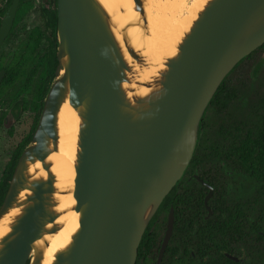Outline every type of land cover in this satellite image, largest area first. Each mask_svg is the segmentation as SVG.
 <instances>
[{"label": "water", "instance_id": "95a60500", "mask_svg": "<svg viewBox=\"0 0 264 264\" xmlns=\"http://www.w3.org/2000/svg\"><path fill=\"white\" fill-rule=\"evenodd\" d=\"M19 1L13 0L1 20L0 48ZM133 5L146 24L143 1L133 0ZM55 7L57 66L31 143L0 206V219L20 208L0 239V264H41L43 252L35 243L59 228L56 177L47 158L58 149L57 114L66 99L81 120L72 192L79 228L53 264H135L149 222L191 161L213 95L238 63L264 45V0H209L177 54L149 82L135 81L110 17L96 0H56ZM124 45L138 67H145L143 58ZM2 76L3 71L0 82ZM132 81L150 92L129 99L124 85ZM36 162L45 178L29 175ZM202 185L210 217L213 188ZM24 190L29 194L20 200ZM173 224L171 206L157 264Z\"/></svg>", "mask_w": 264, "mask_h": 264}, {"label": "trees", "instance_id": "16d2710c", "mask_svg": "<svg viewBox=\"0 0 264 264\" xmlns=\"http://www.w3.org/2000/svg\"><path fill=\"white\" fill-rule=\"evenodd\" d=\"M30 1H19L8 37L13 33L17 23L30 10ZM12 2L13 0H0V24ZM47 2L49 6L42 8L46 29L27 32L11 56L0 57V72L3 71L0 98L6 93L12 94L15 99L12 109H17L19 112L25 111L28 105L22 101L21 95L35 78L34 98L37 107L28 133L13 150L0 177V206L17 161L24 149L31 143L44 99L54 80L58 47L56 0H47ZM42 41H45L47 46L43 57L44 62L41 63V69H39L34 61ZM263 49L264 45L246 58H250ZM227 76L207 107V109L213 108L218 114L225 111L235 99L233 89L226 85ZM204 116L194 154L182 179L164 198L142 236L137 258L143 254V264H151L156 255L158 241L153 231L150 235V230L158 216L163 212H168L171 206L174 209L173 239H175L176 231L179 232L181 228L182 257L188 259L182 264H243L230 261L224 253L236 256L246 253L247 256L249 249L245 246L247 242H252L254 245L258 243L264 247V96L259 97L243 120L229 122L222 120L215 140L203 133ZM228 172L230 175L227 174ZM194 176L213 188V195L208 202L212 215L208 219H205L207 212L203 202L207 187L198 182ZM188 177L192 178V182H188L184 187L183 179L186 183ZM241 178L247 180L250 193H243V190L233 186V190L241 192V195L238 198H232L233 193H229V184H240ZM194 256L203 259L208 257L210 261H192Z\"/></svg>", "mask_w": 264, "mask_h": 264}, {"label": "bare ground", "instance_id": "6f19581e", "mask_svg": "<svg viewBox=\"0 0 264 264\" xmlns=\"http://www.w3.org/2000/svg\"><path fill=\"white\" fill-rule=\"evenodd\" d=\"M96 1L110 17L112 31L124 59L136 72L135 81L149 82L164 70L166 60L177 54L179 43L209 0H142L143 8L146 6L148 11H144L146 24L142 25L141 33L142 17L133 9V0ZM124 41L143 58L145 67H138L127 52ZM124 87L128 90L129 99L150 92L149 88L136 85L134 81ZM80 125V117L66 99L57 114L58 149L47 158L52 165L50 170L56 177L55 210L60 215L55 223L59 224V228L35 243L43 252L41 264H53L55 254L68 246L79 228V214L73 210L75 199L72 192ZM28 173L33 179L46 177L40 162L31 165ZM27 194L28 190L22 191L19 199L23 200ZM19 212L20 208H13L0 219V239L10 231V224Z\"/></svg>", "mask_w": 264, "mask_h": 264}, {"label": "rangeland", "instance_id": "374dc122", "mask_svg": "<svg viewBox=\"0 0 264 264\" xmlns=\"http://www.w3.org/2000/svg\"><path fill=\"white\" fill-rule=\"evenodd\" d=\"M30 3V10L17 23L13 33L0 48V57L8 58L11 56L19 41L27 35V32L35 29L41 31L46 29L45 18L41 9L44 6H49L47 0H31ZM144 11H148L146 6H144ZM138 20L139 19L135 20V23H137ZM142 25H144L143 22L141 28H139L140 33L143 30ZM46 46L47 43L42 41L35 55L34 64H36L39 69H41V63L44 62L43 57L46 52ZM263 57L264 49L257 51L250 58L243 59L237 68L227 76L225 80L226 85L233 89L235 99L221 114L216 113L213 108L207 109L204 116L203 133L211 139L215 140L217 138L218 126L222 120L227 122L243 120L245 114L257 103L259 97L264 96ZM35 84L36 79L33 78L30 85L22 93V101L28 105V108L24 112L18 113L17 116L14 115L17 111L11 110V106L15 102L14 96L6 93L0 98V177L13 150L31 127L33 115L37 109L34 98ZM10 127L13 129L10 130ZM227 174L230 175L229 172ZM183 181L184 187H186L187 184L185 183V179H183ZM240 181V184H229V193H233L232 198H238L241 195V192H237L236 189L233 190V186L243 190V193H250L247 180L241 178ZM166 220L167 212L161 213L151 229L156 234L157 239H159L163 233ZM176 243L177 240L172 239L170 246L174 247ZM245 246L249 248L247 256L246 253L245 255H239V257L243 259V264H264L263 245L258 243L254 245L252 242H247Z\"/></svg>", "mask_w": 264, "mask_h": 264}, {"label": "flooded vegetation", "instance_id": "af4514ba", "mask_svg": "<svg viewBox=\"0 0 264 264\" xmlns=\"http://www.w3.org/2000/svg\"><path fill=\"white\" fill-rule=\"evenodd\" d=\"M44 7H47V6H44ZM43 8V7H42ZM42 10V9H41ZM45 18V17H44ZM56 23H57V20H56ZM12 28V27H11ZM11 31V30H10ZM10 33V32H9ZM57 36V35H56ZM8 37V36H7ZM7 39V38H6ZM6 39H5V41H6ZM4 41V42H5ZM4 44V43H3ZM2 44V45H3ZM2 47V46H1ZM1 83V82H0ZM11 110H13V111H17L14 115L15 116H17L18 115V113H22V112H19L17 109H12V106H11ZM27 110V109H26ZM24 112V111H23ZM13 128L12 127H10V130H12ZM195 177V179L198 181V177L197 176H194ZM191 177L189 178L188 177V179H187V182H186V184H188V182H190L191 181ZM199 182V181H198ZM202 184V183H201ZM183 186H184V184H183ZM206 187V186H205ZM212 211V210H211ZM206 212H207V210H206ZM167 214H168V212H167ZM208 214V213H207ZM207 214H206V218L205 219H208V218H210L211 217V215H212V213H211V215H210V217H207ZM180 228V227H179ZM152 229V228H151ZM165 230H166V225H165V228H164V230H163V233H162V235H161V237H159V239H157V243H156V246H157V250H156V255L154 256V259L152 260V262H151V264H157V259H158V254H159V250H160V247H161V242H162V239H163V237H164V234H165ZM151 231L152 230H150V235L152 234L151 233ZM153 235L157 238V236H156V234L155 233H153ZM173 236H174V224H173V229H172V233H171V236H170V240H169V242H168V245L166 246V248H165V251H164V253H163V255H162V258H161V261H160V264H182L183 263V261L184 260H186V261H188V259H184L183 257H182V252H183V250H182V232H181V228H180V230H179V232L178 231H176V234H175V239L177 240V243L175 244V246L174 247H171L170 246V244H171V241H172V239H173ZM167 251H168V253H167ZM167 253V254H166ZM138 254V253H137ZM226 254H228V253H224V255H225V257H226ZM174 255V256H173ZM228 255H230V254H228ZM230 256H232V257H235V258H237V261H234V260H231V259H229L228 257H226V258H228L230 261H233V262H236V263H238V262H241V263H243L242 261H243V259L242 258H240L239 256H236V255H230ZM139 259V260H138ZM138 260V261H137ZM142 260H143V254L141 255V257L140 258H136V262H135V264H143L142 263ZM192 261H198V262H201V261H207V260H209L210 261V259L208 258V257H206V258H197V257H192V259H191Z\"/></svg>", "mask_w": 264, "mask_h": 264}]
</instances>
